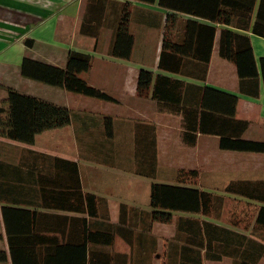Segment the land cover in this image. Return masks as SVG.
Segmentation results:
<instances>
[{"label": "crops", "instance_id": "obj_1", "mask_svg": "<svg viewBox=\"0 0 264 264\" xmlns=\"http://www.w3.org/2000/svg\"><path fill=\"white\" fill-rule=\"evenodd\" d=\"M114 1L131 3V29L135 43L130 59L109 54L112 29L105 22L99 28L97 37L80 30L88 0H0V105L7 98L8 88L12 87L66 106L72 113L70 124L38 134L33 144L0 137V189H3L0 190V264H30L31 256L26 259L23 255L27 251L40 253L38 261L41 263L44 253L57 250L54 243L64 244L70 236H74L73 240L78 239L82 217H87L90 229H96L97 217L50 206L57 205L59 200L57 198L56 201L53 195L62 196L58 192H49L52 189L81 186L84 192L107 201L109 221L122 228L116 233L114 243L104 247L106 252L128 254V264H181L191 262L192 254L185 255L181 251L183 245L178 247L170 243L175 241L177 220L180 217L199 218L200 215L175 212L171 223L154 222L148 233L135 226H143V220L147 219L143 217L142 210H152L148 202L149 186L151 188L153 182H159L157 175L161 170L172 171L174 176L181 168H199L200 173H214L209 182L201 174V181L205 183L196 187L203 189L213 182H222L220 187H225L231 181H264V152L225 150L219 146L220 136L201 133L195 146L185 145L181 138L184 129L182 116L160 110L150 94L140 96L137 93L139 72L145 68L155 74L162 73L183 80L185 84L209 85L236 94L239 97L236 117L249 121L244 138L264 141L262 77L260 75L257 80L245 81L242 89L236 64L222 57L219 51L223 28L248 33L259 66V60L264 56V37L241 29L237 24L218 23L173 11L159 6L157 2ZM168 15H171L169 28ZM188 20L217 28L205 80L197 76L202 73L197 61L206 57L209 39L204 35L199 37L198 42L196 34L188 35ZM165 34L170 40L189 46L183 59L194 61L190 64L193 74L158 68ZM26 39H33V46H27ZM71 49L93 56L92 68L83 74V78L108 93L113 101L71 92L22 76L21 62L25 56L65 67ZM255 90L259 94H255ZM189 94L187 102H197L192 92ZM105 116L112 118V136L107 132ZM154 137L157 140L158 167L156 177L152 178L136 173V146L139 139L150 152V142ZM82 155L88 158L82 159ZM51 157L66 161L59 163V166L54 165ZM72 162L78 166L77 174ZM231 196L236 198L233 203L236 205L235 212L239 211L236 219L238 226L207 216L201 219L254 238L257 234L254 231L257 228H253L256 209L262 203L240 195ZM237 203L241 206L238 210ZM242 205L254 208L252 216L244 214L246 209ZM4 206L9 208L5 216ZM33 211H37L36 217ZM34 220L37 221L35 228ZM21 224L23 228H19ZM245 225L249 227L244 228ZM129 227L133 229V245L124 237L130 236ZM164 230H168V235L161 233ZM139 231H143L145 236H154L156 243H150V238L139 243ZM180 232L185 233V230L181 229ZM27 235L39 237L33 244L18 239V236ZM10 236H13V247ZM48 238L52 241L46 242ZM96 247L95 243L90 244V248ZM198 249L201 250L204 264H222L225 258L231 259L228 256H223L221 260L209 259L205 255V248ZM13 250L17 251L15 256Z\"/></svg>", "mask_w": 264, "mask_h": 264}, {"label": "trees", "instance_id": "obj_2", "mask_svg": "<svg viewBox=\"0 0 264 264\" xmlns=\"http://www.w3.org/2000/svg\"><path fill=\"white\" fill-rule=\"evenodd\" d=\"M141 1L157 2L159 6L166 9L218 23L237 24L241 29L264 37V0ZM87 4L80 30L97 37L99 28L105 22L112 29L109 54L118 58L130 59L135 43L134 32L131 29V3L114 0H88ZM170 17L171 15H168L166 19L168 28ZM186 31L188 35L196 34L198 42H200L199 37L204 35L209 39L206 57L197 61L199 69L202 70V73L197 76L205 80L217 28L213 25L188 20ZM166 34L162 43L158 68L180 74H193L190 64L194 61L183 59L190 49L189 46L183 42L170 40ZM25 43L31 47L34 40L26 39ZM198 50L199 47L196 48V51ZM219 51L222 57L236 64L242 89L245 81L257 80L260 75L264 83V56L259 60V69L248 33L223 28ZM92 64L93 56L90 53L71 49L65 67L25 56L21 62V74L26 78L63 87L71 92L113 101L114 99L108 93L91 85L83 78V74L92 68ZM191 92L197 98V102L192 100L187 102L186 99L189 98ZM137 93L140 96L150 94L157 101L160 110L182 116L184 129L181 138L185 145L195 146L198 134L201 133L220 136L219 146L225 150L264 152V141L244 138L249 121L236 117L239 101L236 94L209 85L185 84L183 80L162 73L155 74L145 68L140 69L139 72ZM255 94H259V91L255 90ZM71 119L72 113L68 107L9 87L7 98L0 105V137L33 144L38 134L46 130L64 127L71 123ZM104 120L107 132L109 136H112V118L105 116ZM150 146L149 152L147 145H143L142 141L137 139L135 171L139 175L154 178L157 175L158 167L156 137L150 142ZM51 158L52 164L58 166L59 163L66 161L58 157ZM72 163L77 174L78 166L76 163ZM199 173L196 168H181L177 171L176 184L153 182L150 193L152 210H142L143 217L146 216L147 219L143 220V226H135L143 228L148 233L154 222L171 223L175 212L197 214L200 215L199 218L180 217L177 220L175 241L170 243L178 247L183 245L181 247L183 254H192L191 262H181V264H204L201 250L198 249L200 247L205 248V255L209 259L221 260L223 256H228L233 258L235 264H258L264 257V240L258 241L253 237L235 233L230 228L209 220H202L201 217L225 219L222 217L223 211L227 208L225 193L240 195L262 203L256 209L254 228L264 230V181H231L223 188L224 193L218 194L192 185L199 177ZM49 192H58L62 195L59 197L53 195L56 201L57 198L59 200L57 205L50 206L97 217V227L95 230L90 229L87 217H82L80 221L83 230L80 229L78 239L73 240L74 236H70L64 244L54 243L57 250L44 253L45 256L41 263L38 261L40 253H29L28 251L23 253L26 259L31 256L30 264H128V254L104 250L105 246H111L114 243L116 233L122 228L121 225L112 224L109 221L108 203L104 198L84 192L81 186L52 189ZM1 195L3 196L2 192ZM8 209L6 206L3 207L4 216ZM12 210L15 211V209ZM17 211L30 214L24 209ZM227 212H230L231 215L227 222L238 226L239 221L236 219H238L239 213H236L237 211L235 212L233 208L232 210L227 209ZM36 213L37 211H33L34 215ZM244 214L251 216L247 211ZM36 222V220L33 221L35 224L33 228L37 227ZM248 227L249 225L244 226V228ZM19 228H23V224ZM129 228L130 236L124 237L133 245V229ZM181 229H184L185 233L180 232ZM8 231L11 233L9 227ZM18 237L21 242H32L33 244L36 242V237L39 236ZM145 238L146 241L149 238L152 239L150 243H156L154 236L148 237L143 231H139L138 242L142 243ZM48 241L51 242V238H48L46 242ZM10 243L13 244V236H10ZM92 243H95L97 247L90 248ZM12 254L15 256L17 251L13 250ZM24 264L27 263L24 262Z\"/></svg>", "mask_w": 264, "mask_h": 264}, {"label": "rangeland", "instance_id": "obj_3", "mask_svg": "<svg viewBox=\"0 0 264 264\" xmlns=\"http://www.w3.org/2000/svg\"><path fill=\"white\" fill-rule=\"evenodd\" d=\"M67 142H69V141H67ZM102 143L103 142V144L105 143V141H97V143ZM181 147H183L184 149H186V147H184L183 145L181 146ZM178 150H179V148H177ZM83 150V149H82ZM82 154H83V151H82ZM166 157V156H165ZM165 157H162V159H164ZM83 158H88L87 156L86 157H84V155H82V159ZM92 158V157H91ZM167 158V157H166ZM198 159L200 158V156H198L197 157ZM199 169V168H198ZM199 172H200V170H199ZM205 172H203V173H199V177L197 178V180H196V182L195 183H193L192 185H194V186H197V185H204V181H201L202 180V175H204V179H206V182H209L210 180H211V174H213L214 176H215V174L214 173H212V172H206L205 174H204ZM202 174V175H201ZM177 176V175H176ZM176 176H174L173 175V172L172 171H167V170H164V169H162L161 170V172H160V174L159 175H157V181H159V182H166V183H173V184H176ZM208 180V181H207ZM221 183L222 182H216V183H214L213 182V184H215V188L214 187H212L213 186V184L212 183H207V184H212V185H207V186H205V188H206V190H208V191H213V192H216V193H218V194H221V193H224L223 192V189H221V188H224V187H220L221 186ZM201 185V186H202ZM202 188V187H201ZM150 193H151V188H150V186H149V194H148V202L150 201ZM225 195L226 196H228L227 198H226V206H227V208H225V210L223 211V214H222V217H225V219L224 218H222V220H224L226 223H228L227 221H229V218L231 217V215H230V212H227V209L229 210V209H231L232 210V208L234 209V208H236V205L233 203V201H234V199H236V198H233V196H231L232 194H228V193H225ZM149 205V204H148ZM240 207L241 206H239L238 205V203H237V210L238 209H240ZM242 207H245V209H246V211H247V213L248 214H251V216H252V211H253V209L254 208H249L248 206L246 207L245 205H242ZM239 211H237L236 213H238ZM226 215V216H225ZM232 219V218H231ZM254 228V227H253ZM256 231V236L254 237V239H256V240H258V241H262V240H264V230H262V229H256L255 230ZM168 230H164V231H161V233L162 234H165V235H168ZM248 245H251V244H248ZM231 259H229V258H225L221 263L222 264H235L234 263V260H233V258L232 257H230ZM233 261V262H232ZM258 264H264V257H262L261 259H260V261L258 262Z\"/></svg>", "mask_w": 264, "mask_h": 264}]
</instances>
